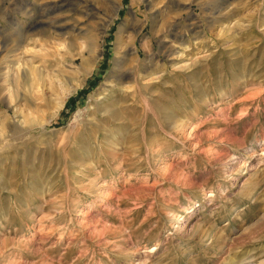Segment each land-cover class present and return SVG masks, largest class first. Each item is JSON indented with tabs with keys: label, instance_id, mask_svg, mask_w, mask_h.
<instances>
[{
	"label": "rangeland",
	"instance_id": "obj_1",
	"mask_svg": "<svg viewBox=\"0 0 264 264\" xmlns=\"http://www.w3.org/2000/svg\"><path fill=\"white\" fill-rule=\"evenodd\" d=\"M0 264H264V0H0Z\"/></svg>",
	"mask_w": 264,
	"mask_h": 264
}]
</instances>
